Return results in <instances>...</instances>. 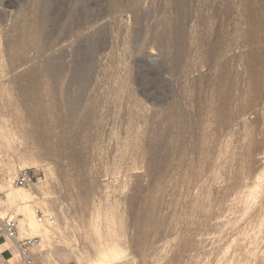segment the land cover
<instances>
[{"label": "rangeland", "instance_id": "374dc122", "mask_svg": "<svg viewBox=\"0 0 264 264\" xmlns=\"http://www.w3.org/2000/svg\"><path fill=\"white\" fill-rule=\"evenodd\" d=\"M12 1L0 3V143L17 130L19 150L1 147L0 174L32 169L50 202L42 258L79 264L115 234L114 264H264V0H91L103 18L72 35L70 15L39 28L41 0ZM93 33L103 49L81 80L77 48ZM60 57L63 78L46 65ZM33 161L53 169L50 188Z\"/></svg>", "mask_w": 264, "mask_h": 264}, {"label": "bare ground", "instance_id": "6f19581e", "mask_svg": "<svg viewBox=\"0 0 264 264\" xmlns=\"http://www.w3.org/2000/svg\"><path fill=\"white\" fill-rule=\"evenodd\" d=\"M112 2H113V0H111ZM110 1V2H111ZM114 1H116V0H114ZM120 1V0H119ZM125 1V0H124ZM5 3V5H9V6H13L14 5V3H13V1L12 0H6V1H3V0H0V3ZM78 2H80V4H82V5H80V6H78L77 8H74L75 6V4L76 3H78ZM94 2V4H96V3H98L99 1L98 0H94L93 1ZM93 2L91 1V0H72L71 2H70V0H69V3H68V0H41L40 1V5H41V11H40V23H39V28H40V25H43V24H45L46 22H51L50 21V19H52V18H49L50 16H52V15H54V17H55V21L57 22V25H58V21H61L60 23L61 24H63L64 23V21H63V18L65 19V17L67 16L68 17V15H70V19H71V24L69 23V21H68V23H66V25L68 26V28H67V30H68V32L69 31H71L70 32V34L69 33H67L66 32V30H65V32L67 33V34H69V35H72V32H74L75 31V33L76 32H78V31H80V30H83L84 29V27H85V25L86 24H88V18L87 17H89L90 15H89V13H91V12H89V7H91V4H93ZM100 2H101V0H100ZM120 2H122V1H120ZM119 2V3H120ZM3 3V4H4ZM70 3H71V5H70ZM116 3V2H115ZM114 3V4H115ZM69 4V5H68ZM104 4V3H103ZM114 4H113V6H114ZM116 4H118V3H116ZM138 4V3H137ZM61 5H66V8L64 9V7H63V9L64 10H60V6ZM67 5H68V7H67ZM79 5V4H78ZM92 6H94V5H92ZM112 6V7H113ZM116 6H118V5H115V7ZM97 7H98V5H97ZM97 7L95 6V7H92L93 9H96L97 10ZM119 7V6H118ZM118 7H116V9L118 8ZM128 7V6H127ZM134 7H135V4H134ZM100 8V7H99ZM133 8V7H132ZM136 8H137V6H136ZM94 11L95 13L93 14V16L91 15L89 18H92L93 20V25H94V23L96 24V22L97 21H99V18L100 17H102L103 16V14H102V16H100V13H99V11L101 12L102 10L100 9V10H98V11ZM136 10V9H135ZM91 11H93L92 9H91ZM138 11V10H137ZM103 12V11H102ZM132 12V11H131ZM120 13V12H119ZM136 13H138V12H136ZM141 13V12H140ZM142 14H144V13H142ZM6 15V14H5ZM5 15H4V13L3 12H0V23H3L4 21H5V18H7V17H5ZM89 15V16H88ZM136 16H138V15H136ZM53 17V16H52ZM67 17H66V19H67ZM72 17V18H71ZM139 17L140 16H138V17H135V18H137V20H136V22H138V21H140L139 20ZM103 18V17H102ZM65 19V20H66ZM73 19V20H72ZM49 20V21H48ZM145 20V19H144ZM55 21L53 22V23H55ZM96 21V22H95ZM52 22L50 23L51 25H52ZM140 22H142V21H140ZM139 22V23H140ZM144 22V21H143ZM59 23V24H60ZM92 23H90V24H92ZM99 23V22H98ZM136 24V23H135ZM142 24V23H141ZM56 25V24H55ZM89 25V24H88ZM97 25V24H96ZM6 26V25H5ZM61 26V25H60ZM63 26V25H62ZM138 26H140V25H138ZM64 27H65V25H64ZM97 27V26H96ZM97 29H98V27H97ZM97 29H96V32H97ZM101 29V28H100ZM99 29V30H100ZM136 29V28H135ZM95 32V33H96ZM74 33V34H75ZM79 33V32H78ZM77 33V34H78ZM81 33V32H80ZM98 33H100V32H98ZM102 33V32H101ZM104 33V32H103ZM135 33H136V30H135ZM139 33V32H138ZM92 35H94V33L92 34ZM68 36V35H67ZM95 36V35H94ZM101 36V35H100ZM79 37V36H78ZM76 39V38H75ZM102 40V39H101ZM81 41V40H80ZM88 41H91L92 43H91V45H90V47H88V49H85L83 46H80V45H78V46H80L79 48H77L78 49V52H79V55L81 56V58L79 59V60H77L76 62L74 61V63H76V66L79 68L78 69V73L80 72L81 74H78L76 71V73H77V78L78 79H83L84 77H85V74H86V72L87 71H89V69H91L94 65H95V67H97L96 66V62H97V59H95V57H96V55H98V52H99V50H102L103 49V47L102 46H100V40H98V37H96L95 36V38H89L88 39ZM102 42V41H101ZM79 43V42H78ZM87 47V46H86ZM99 47H101V49L99 48ZM76 49V48H75ZM100 53V52H99ZM64 54L62 53V56H63ZM75 55V54H74ZM77 55V54H76ZM79 55H78V57H79ZM61 56V55H60ZM65 56H67V55H65ZM76 57V56H75ZM54 58V57H53ZM77 58V57H76ZM55 59V58H54ZM56 60H58V58H56ZM63 60H65L64 59V57H63ZM63 60H62V57H60L59 58V61L58 62H56L55 60H53V61H50V62H47L46 61V65H49L50 66V68H52L53 70H54V72L53 73H55L56 75H62V72H63V70H64V74H65V70H66V72H67V68L65 69L64 68V62H68V61H64L63 62ZM48 61H49V59H48ZM56 62V63H55ZM48 63V64H47ZM74 64L72 61H70V63H66V64ZM72 64H71V66L69 67V69L71 68V69H73V67H75L74 65L72 66ZM68 65H66V67H67ZM48 67V66H47ZM76 68V67H75ZM49 69V68H48ZM94 69V68H93ZM73 70H76V69H73ZM50 72H51V70H50ZM73 73V72H72ZM76 73H74V74H76ZM63 74V75H64ZM74 74H72V75H74ZM60 75V76H61ZM63 75L61 76L62 78H63ZM79 75V76H78ZM76 76H74V78L76 77ZM87 76V75H86ZM89 76H91V75H89ZM89 76L87 77V78H89ZM51 78H52V76H51ZM59 78V77H58ZM58 78H56L55 80L57 81V82H59L58 81ZM76 78V79H77ZM86 78V77H85ZM61 79V78H60ZM76 80V81H78L79 82V80ZM54 80V81H55ZM72 80H74L73 78H72ZM84 80H86V82H88L87 81V79H84ZM61 81V80H60ZM76 81H74L75 83H77ZM73 82V81H72ZM71 82V83H72ZM73 82V83H74ZM74 83V84H75ZM85 83V82H84ZM55 84V83H54ZM74 84H73V86H74ZM86 84V83H85ZM56 85V84H55ZM72 86V85H71ZM70 86V87H71ZM72 86V87H73ZM80 103H81V101H80ZM2 112V111H1ZM10 112V111H9ZM3 114H5V113H3ZM10 116V115H9ZM12 116V115H11ZM10 116V117H11ZM3 117V116H2ZM2 117L0 118L1 119V121L3 120L2 119ZM5 118H7L6 116L4 117V119ZM8 119V118H7ZM13 119V118H12ZM12 119H10V121L12 120ZM5 121H8V120H5ZM1 123L2 122H0V126L2 127V125H1ZM4 123V122H3ZM9 122H7V124H8ZM11 123V122H10ZM23 123V122H22ZM6 124V123H5ZM6 124V125H7ZM17 124V123H16ZM6 125H5V127H4V129H6ZM11 125V127L9 128V129H12L13 131L12 132H15L14 131V127L13 126H16L15 125V123H14V125L12 126V124H10ZM20 125V124H19ZM9 126V125H8ZM13 127V128H12ZM23 127V126H22ZM7 128V129H8ZM19 128V127H18ZM8 129V130H9ZM16 129V128H15ZM20 129V128H19ZM3 130V129H2ZM2 130H1V132L0 133H2ZM4 131V130H3ZM7 131V130H6ZM5 131V132H6ZM10 132L11 131H8V133L6 134V133H3L2 134V137H3V145L4 146H6V147H10V148H12L11 149V151L13 152H16V149H14L13 148V143H14V141H15V139H16V132H18L17 130H16V132H15V134L14 133H11V134H13V136L10 134ZM23 132H25V134H26V132L27 131H23ZM24 135V134H23ZM19 136V135H18ZM21 136V135H20ZM28 137V136H27ZM34 137V136H33ZM18 139H20V138H18ZM22 139V138H21ZM32 139H34V138H32ZM1 140V139H0ZM17 142V141H16ZM19 143V142H18ZM23 143V142H22ZM1 144V146H0V149H1V147L3 146L2 145V143H0ZM20 144V143H19ZM30 146V145H29ZM26 147V146H25ZM2 150V149H1ZM10 150V149H9ZM17 150H19V149H17ZM32 151V150H31ZM1 152L2 151H0V154H1ZM4 152V151H3ZM6 153H7V151H5ZM20 152V151H19ZM33 153V152H32ZM17 154H19V153H17ZM5 156V155H4ZM3 156V157H4ZM2 157V156H1ZM9 157V156H8ZM22 157V156H21ZM23 159V158H22ZM34 160V159H33ZM3 163V162H2ZM1 164V163H0ZM31 164H33V166L35 167V168H37V169H40L41 171H42V177L40 178V180L38 181V182H40L42 185L41 186H44V187H48L49 186V182H50V175H54V172H53V169L51 168V167H46V166H42L41 165V162H39V161H33ZM28 165V164H27ZM14 167H15V165H14ZM14 167H13V165H10L9 164V166H7L6 167V169L5 170H3V173L2 174H0V176H1V178H0V190L1 191H3L4 193H5V196H4V198H3V204H1L2 205V209H0V229L1 228H3V220H4V218L6 217V215H5V210L6 211H11V210H13L14 212H18V213H20L19 215H21L22 216V218H20L19 219V231H20V234L22 235V236H28V237H33V236H37V235H39V236H41L42 238H41V242H42V244H44L45 242H47L48 240H47V238H50L51 239V237H50V232H51V228H49V226L47 225V224H41L39 221H38V216H37V213H36V209L34 208V206L35 205H42L45 209L46 208H48V209H52L51 208V205H50V207H49V204L48 203H50V202H47V201H45V199L46 198H44V197H42L40 194H35V191L34 190H31V186L33 185V184H30V185H25V186H17V185H15L14 184V182H13V177H14V175L16 174V170L14 169ZM17 169V168H16ZM40 185V184H39ZM38 185V186H39ZM45 188V189H46ZM49 188H50V186H49ZM39 189V188H38ZM40 191V190H39ZM43 191V190H42ZM47 191V190H46ZM44 192V191H43ZM44 194H46L45 192H44ZM38 195H40V196H38ZM47 195V194H46ZM47 197V196H46ZM38 199V200H36V199ZM48 199V198H47ZM36 206V207H37ZM41 206V207H42ZM43 208V209H44ZM44 209V211L46 212V211H48L47 209L45 210ZM12 211V212H13ZM10 213V212H9ZM55 226V225H54ZM54 226H50V227H53V231H54V229L55 230H57L56 228H54ZM97 231V230H96ZM1 232V231H0ZM98 232V231H97ZM112 232V231H111ZM115 232V231H114ZM52 233V232H51ZM99 233V232H98ZM116 233V232H115ZM63 234V233H62ZM61 234V235H62ZM101 235V234H100ZM113 236L115 235V234H112ZM111 235V236H112ZM0 236H2V234H0ZM109 236V235H108ZM113 236H112V238L110 237L108 240H105V242H102V243H100L98 246H95L94 247V253L93 254H89V250L87 251L88 252V254H89V257L87 258V260L85 261V256L84 257H80L79 258V264H114V263H116V262H118V261H120L124 256H125V249L124 248H122V246L120 245V242L118 241V239L116 238L115 239V237L113 238ZM117 236V235H116ZM21 237V236H20ZM63 237L64 238H66V237H68L67 235H66V237L63 235ZM102 237V236H101ZM106 237V236H105ZM69 238V237H68ZM98 238H100V237H98ZM103 238V237H102ZM108 238V237H107ZM67 239V238H66ZM68 240V239H67ZM66 240V241H67ZM102 240V239H101ZM45 241V242H44ZM70 241V240H69ZM49 242H51V240H49ZM42 244H39L37 247L39 248ZM46 244H44V246H45ZM95 245V244H94ZM12 241L11 240H3L1 243H0V252L2 253V255H0V264H6L5 262H4V257H7L8 259H10L11 261H15L18 257H19V254H18V252L17 251H14V249L12 250ZM43 247V245L40 247V249ZM84 254V253H83ZM2 261V262H1Z\"/></svg>", "mask_w": 264, "mask_h": 264}, {"label": "built area", "instance_id": "2783aa9c", "mask_svg": "<svg viewBox=\"0 0 264 264\" xmlns=\"http://www.w3.org/2000/svg\"><path fill=\"white\" fill-rule=\"evenodd\" d=\"M36 178L32 169L25 168L18 171L13 182L17 186H25L34 184ZM36 213L38 221L41 224H47L49 226L58 224L56 214L52 212L46 213L40 207L36 208ZM0 231L2 232L0 233L2 234L0 237H4V240H11L12 250L14 249L19 254V257L15 261L4 257L3 260L6 264H49L42 258L40 248L37 247L41 243V238L38 236L20 237L19 221L14 215H6L3 220V228ZM0 255H2L1 252Z\"/></svg>", "mask_w": 264, "mask_h": 264}]
</instances>
